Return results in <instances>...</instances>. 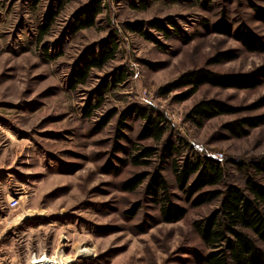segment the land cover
Returning a JSON list of instances; mask_svg holds the SVG:
<instances>
[{"label":"rangeland","instance_id":"1","mask_svg":"<svg viewBox=\"0 0 264 264\" xmlns=\"http://www.w3.org/2000/svg\"><path fill=\"white\" fill-rule=\"evenodd\" d=\"M93 1L101 7L95 24L74 31L75 15ZM221 18L229 34L212 29ZM131 23H142V33ZM157 23L176 35L167 37ZM239 26L258 48L236 36ZM109 38L117 44L114 58L75 83L85 54ZM220 52L230 59L207 65ZM200 67L253 74L258 82L203 85L183 101L176 96L185 89L158 93ZM202 99L239 111L197 127L185 115ZM133 103L162 111L171 133L221 161L225 182L242 186L244 171L235 162L264 156V120L244 137H232L223 125L264 119V0H0V264H202L206 249L193 221L217 203L190 208L170 166L157 157L131 163L136 147L159 145L138 139L139 120L128 119L118 131L120 113ZM161 165L173 200L187 209L177 222L160 220L146 182L122 188Z\"/></svg>","mask_w":264,"mask_h":264},{"label":"trees","instance_id":"2","mask_svg":"<svg viewBox=\"0 0 264 264\" xmlns=\"http://www.w3.org/2000/svg\"><path fill=\"white\" fill-rule=\"evenodd\" d=\"M100 12L99 3L93 1L75 15L73 30L93 26ZM128 26L130 30L142 33V23H131ZM154 27L164 32L167 37L176 35L174 28L169 32L160 23ZM212 29L225 34L231 31L224 18L214 23ZM235 33L246 44L250 42L251 46L258 48V40L243 26H239ZM116 52L117 44L109 38L100 43L97 50L86 53L78 71L74 72L75 83H84L91 69L101 68L114 58ZM229 59V53L220 52L210 58L207 65ZM255 78L253 74L230 75L200 67L182 73L161 86L158 93L167 95L175 90L185 89L181 95L176 96V100L183 101L203 85L247 88L257 85L258 80ZM116 80H123L122 74ZM107 88L109 86L105 84L104 89ZM237 111L238 108L224 101L202 99L190 108L185 119L200 127L214 117ZM112 115L105 117L101 125H105ZM131 118L141 121L139 140H151L159 144L136 147L130 158L132 164L148 165L151 158L157 157L162 165L170 166L176 188L190 208L217 203V207L208 214L193 221V227L206 249L201 256L202 264H264V156L247 163L235 162L244 171L243 185L226 183L222 162L198 153L183 136L171 133L172 128L162 111L148 105L130 104L120 113L119 132L128 128L126 121ZM263 120L258 115L246 116L225 123L223 128L232 137H244L251 129L262 124ZM118 135V139L124 137L122 133ZM162 165L151 172L133 175L123 182L122 188L124 191H134L146 182L145 192L159 206L160 220L166 223L177 222L186 215L187 209L173 200L168 181L162 173ZM133 212L134 209L129 211Z\"/></svg>","mask_w":264,"mask_h":264},{"label":"built area","instance_id":"3","mask_svg":"<svg viewBox=\"0 0 264 264\" xmlns=\"http://www.w3.org/2000/svg\"><path fill=\"white\" fill-rule=\"evenodd\" d=\"M17 204H18V202H17V200L14 199V198H11V199L9 200V202H8V205H9V207H11V208L16 207Z\"/></svg>","mask_w":264,"mask_h":264},{"label":"bare ground","instance_id":"4","mask_svg":"<svg viewBox=\"0 0 264 264\" xmlns=\"http://www.w3.org/2000/svg\"><path fill=\"white\" fill-rule=\"evenodd\" d=\"M59 261H62V260H59Z\"/></svg>","mask_w":264,"mask_h":264}]
</instances>
